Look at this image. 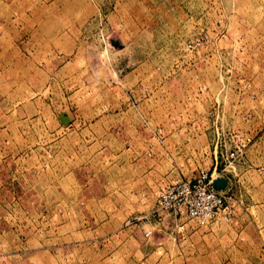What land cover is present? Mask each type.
<instances>
[{
  "label": "rangeland",
  "instance_id": "obj_1",
  "mask_svg": "<svg viewBox=\"0 0 264 264\" xmlns=\"http://www.w3.org/2000/svg\"><path fill=\"white\" fill-rule=\"evenodd\" d=\"M0 264H264V0H0Z\"/></svg>",
  "mask_w": 264,
  "mask_h": 264
},
{
  "label": "built area",
  "instance_id": "obj_2",
  "mask_svg": "<svg viewBox=\"0 0 264 264\" xmlns=\"http://www.w3.org/2000/svg\"><path fill=\"white\" fill-rule=\"evenodd\" d=\"M241 139L237 150L245 146ZM231 150L228 158L237 155ZM200 170L190 179H182L165 186L159 193L153 212L167 215L177 226L183 228V218L228 221L231 210L224 192L213 187V172ZM147 233V232H146Z\"/></svg>",
  "mask_w": 264,
  "mask_h": 264
},
{
  "label": "water",
  "instance_id": "obj_3",
  "mask_svg": "<svg viewBox=\"0 0 264 264\" xmlns=\"http://www.w3.org/2000/svg\"><path fill=\"white\" fill-rule=\"evenodd\" d=\"M213 187H215L216 189L220 190V185L218 183L215 182V180H213L212 182Z\"/></svg>",
  "mask_w": 264,
  "mask_h": 264
}]
</instances>
